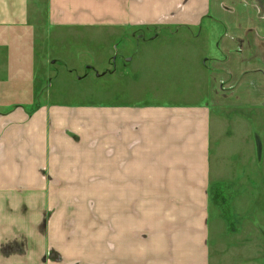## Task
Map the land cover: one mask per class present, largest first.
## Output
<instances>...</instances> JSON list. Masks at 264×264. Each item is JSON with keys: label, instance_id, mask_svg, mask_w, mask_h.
I'll use <instances>...</instances> for the list:
<instances>
[{"label": "crops", "instance_id": "0c3cea01", "mask_svg": "<svg viewBox=\"0 0 264 264\" xmlns=\"http://www.w3.org/2000/svg\"><path fill=\"white\" fill-rule=\"evenodd\" d=\"M220 3L46 0L41 8L36 0H0V256L11 246L39 245L44 253L52 240L46 232L54 228L53 220L46 227L44 216L54 200L114 199V264L210 263L212 148L219 144L212 135L210 58L219 55L212 17ZM39 23L46 35L106 31L139 40L146 30L168 29L207 39L208 49L193 88L173 100H157L153 92L141 102L53 105L38 78ZM259 56L246 57L241 71L263 68ZM115 96L125 97L117 90ZM254 140L259 155L261 139L255 134Z\"/></svg>", "mask_w": 264, "mask_h": 264}, {"label": "rangeland", "instance_id": "374dc122", "mask_svg": "<svg viewBox=\"0 0 264 264\" xmlns=\"http://www.w3.org/2000/svg\"><path fill=\"white\" fill-rule=\"evenodd\" d=\"M217 1L221 3L214 14L219 17L212 19L219 55L210 58V67L216 113L212 135L219 144L212 148L209 264H264V0ZM36 2L46 8V0ZM44 28L43 23L37 26L38 78L45 80L47 104L53 105L141 102L153 92L157 100H173L181 89L193 88L197 63L206 59L208 49L207 39L182 37L184 32L168 29L158 34L146 30L139 40L130 33L122 38L106 31L77 36L51 30L46 35ZM259 53L263 68L241 71L240 63L246 57L259 58ZM88 67L96 68L98 77ZM114 90L125 97L114 99ZM255 134L261 139L259 155ZM54 201L56 206L44 216L46 227L54 221L46 232L52 240L44 253L39 245L4 247L0 264H94L88 262L91 257L98 258L96 264H114V199Z\"/></svg>", "mask_w": 264, "mask_h": 264}]
</instances>
